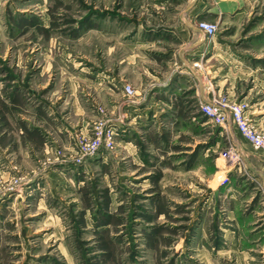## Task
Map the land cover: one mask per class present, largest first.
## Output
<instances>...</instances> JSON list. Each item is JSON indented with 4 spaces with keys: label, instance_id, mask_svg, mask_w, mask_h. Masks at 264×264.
<instances>
[{
    "label": "rangeland",
    "instance_id": "rangeland-1",
    "mask_svg": "<svg viewBox=\"0 0 264 264\" xmlns=\"http://www.w3.org/2000/svg\"><path fill=\"white\" fill-rule=\"evenodd\" d=\"M192 1L0 0V142L7 134L3 131L7 121L3 122L1 99L21 82L29 86L24 90L31 92L30 96L44 95L48 105L55 108L53 118L63 114V125L68 126L67 136L62 139L48 128L52 122L39 118L28 105L10 110L14 137L7 143L16 145L17 151L25 149L26 142L34 143L30 147L37 150L28 153L26 163L12 156L7 157L10 163H0V204L4 205L0 264H239L236 258L242 255L236 242L249 236L242 231L249 222L245 214L257 202L264 210V194H257V200L248 205L219 194V182L228 181V164H234L240 174L261 187L247 170L243 154L236 156L234 150L242 148L230 134L222 132L216 138L215 133L211 140L206 139L216 128L220 133L222 127L204 116L201 105L213 97L228 104L239 103L245 105V114L250 118V103L227 89L228 84L218 85L226 74L228 60L223 54L209 63L211 67L203 59L193 62L194 72L182 67L175 55L167 61L164 54L151 51L162 50V44L134 40L136 36L144 37L151 27H176L179 20L174 8L178 6L174 3H182L180 10ZM198 1L218 5L225 0ZM236 1L239 6L232 12L202 14L193 19V25L219 49L228 44L230 48H241V42L249 49L253 48L248 43L264 47V0ZM201 22L214 25L215 32L208 34ZM240 36L245 37L238 40ZM165 44L173 49L179 45ZM163 62H170V69ZM179 68L191 85L181 95L170 97L169 103H185L183 111L188 119L184 123L196 127L202 124L201 169L181 167L183 163H177L181 154L177 152L147 151L160 135L176 134L178 128L172 123L163 126L158 122L154 128L160 126L159 131L136 136L135 144L149 161L137 163L130 153L121 152L118 123L125 120L112 100L113 90L98 91L90 82L84 85L75 73L82 69L93 75L101 70L112 75L121 71L124 106L142 100L150 88L166 81L170 70ZM210 70H217V76ZM64 71L73 72L76 90L62 108L59 96ZM201 81L205 94L197 96ZM49 88L47 94L41 93ZM76 97L85 110L80 122L70 104ZM18 115L42 126L41 143L29 140L28 128L16 118ZM205 121L209 124L204 125ZM258 123L264 124V117ZM108 127L115 128L113 146L85 153L84 144L93 142ZM168 128L172 133L165 132ZM6 141H2L0 150L5 149ZM11 147L7 153L13 151ZM228 210L234 214H228ZM250 221L254 222L251 227L261 230L251 235L257 240L254 244H259L264 238V219L255 215ZM252 255L258 259L262 253L253 250Z\"/></svg>",
    "mask_w": 264,
    "mask_h": 264
},
{
    "label": "crops",
    "instance_id": "crops-1",
    "mask_svg": "<svg viewBox=\"0 0 264 264\" xmlns=\"http://www.w3.org/2000/svg\"><path fill=\"white\" fill-rule=\"evenodd\" d=\"M197 1L193 0L191 3L181 8L180 10L178 7L182 3H174L175 7L178 6L177 8H174L176 10L174 11V14L178 17L179 20V23H177L176 27L173 25L166 26L163 24L158 27H151L147 29L144 37L136 36L135 38H139L140 40H137L135 38L134 40L136 42L144 41L145 43L150 45H154L156 43L162 44V50L154 48L151 51L156 52V54H164L167 61H170L171 56L175 55L181 60L182 67L187 66L189 70H192L194 72L196 69L192 64L193 62L203 59L206 65H210L209 63L216 60V57L223 54V56H225V58H227L228 60L225 71L226 74L224 77L219 79V81L217 82L218 85L220 86L228 84L227 89L231 90L233 93L236 92L238 96L240 95L243 99L248 100L250 103V107L247 110V114L252 120L258 123L262 119V117H264V59H262L264 54V47H259V45L257 44L248 43L247 45L253 48L249 49V47H242L241 42L240 44H238L239 46H241V48H230V44H228L226 45L227 48L224 47L219 49V45L217 43H208L207 36H204V32L193 25V19H195L196 16L202 14L206 16H213L223 12L229 13L236 9L239 4L236 0H225L218 5H212L208 3L202 4L203 1ZM243 37L240 36L238 40L242 39ZM261 39L262 38H260L259 41L264 40ZM243 40H245V38ZM165 42H176L179 45L176 49L167 48ZM254 48L257 49V51L254 50ZM152 57L155 56L152 55ZM164 66L170 69V62H166ZM211 66L212 65H210L209 67ZM210 71H213L212 73L214 74V76H217V70ZM72 73L64 71V75L61 76L63 91L61 92L59 98L61 100L60 105L62 106V108L63 106L67 105V103H69L70 98H72L75 94L76 88L73 87L72 84L76 80L73 77L74 74ZM75 73L79 74L81 80L83 81L78 82H82L84 83V85L85 83L90 82L94 83L93 85H91L92 88L95 87L98 91H108L109 89L113 90L114 98L112 100L115 103L116 107H120V111L122 113L121 116L123 117V120H125L124 122L121 120L118 123V126L121 130V135L118 142L121 152L124 151L125 153H130L133 157L132 159H137V163L142 162L141 164H143V162L149 161L147 156H143V154H141L139 147L135 144L136 136L139 133H146L147 136L149 133L154 134V132L159 131L160 126L157 127V130H155L154 128V125H156V123L158 122H163V126L168 125L165 123H172L173 126L178 128V130H176V134L160 135L161 138L157 139L155 144H149L147 151H161L168 154L177 152L181 154V156L179 157L180 159L177 162L178 164L183 163L181 167L183 166L185 168L188 165L189 168H202V148L200 147V145L202 144V124H199L198 127H196V124L190 126L189 124L184 123L187 122L188 119L187 115L183 111L185 108V103L179 102L177 105H175L174 103H169L170 97L181 95V91H187L189 86L191 85L190 79L185 75V72L182 71V68H179L178 70H170V75H168L164 83L158 84L157 88H150V91L146 93L145 97L142 100H140V98L136 102L127 104L125 103L124 106L121 105L123 101V90L122 88H120L121 71H116L114 75L102 72V70L99 72V74L93 75L92 72H88L83 69L80 71L78 70ZM68 82L71 84L68 85ZM18 85L19 86L17 87L13 86V88L15 89L7 92L5 98L1 99L3 107V111L1 113L3 115V122L5 123L7 121L6 124L3 125V131L7 134L3 136V139L0 142L1 144L3 140L7 139V141L4 143V146H6L5 149L0 150V163L3 162V164L10 163L9 159L7 158L10 156H12L13 160L21 164L26 163L27 161H29V159H27L29 158L28 153L32 152V149L37 150L34 146V148L30 147L31 145H34V143L29 145L26 142V150L22 149L21 151H17L16 145L11 147V144L7 143L9 142L11 136L14 137V135H12L14 130L10 129L9 125V119L11 120L10 110L13 107L17 106L18 108H23V106L28 105L32 112H35V114L38 115L39 118H45L52 122V124L48 126L50 131H53V133H56L62 139L64 136H67L66 131L68 129V126L63 125L64 121L61 117V115L63 116V114H61L60 116L56 115L54 116L55 118H53L52 115L54 114L55 108L48 105V103L42 97L44 95L34 98L33 96H30L29 93L31 92L24 90L29 86L25 84L23 85V82H21V84L18 83ZM197 85L198 89L196 90V95H204V83L201 81L200 84ZM67 86L70 87L68 88ZM22 90L24 91V93L21 92ZM50 90V88L49 90L44 89L41 93L47 94V92H49ZM27 95H29V97H27ZM78 98L76 97L74 100L72 99L70 104L75 111V117L77 118L78 116L77 121L80 122L85 118V110L83 108L82 102L79 101L80 99ZM43 108H46V112ZM16 118L20 120L24 128H28L27 131L30 136L29 140L31 139L33 142L39 140L37 143H41L40 137H42L44 133L42 126H40L38 123H30L25 118H20L19 115ZM42 121L44 120H41V123H44ZM206 124L209 123L205 121L204 125ZM169 131H172L171 128H168V130H166L165 132L168 133ZM4 132H2V134H4ZM222 132H227L228 136L230 134L233 140L242 148V153L245 164L247 166V170H249L252 174H254V176H256V181L260 184L261 188L257 187V185H255L253 182H250L248 180L249 178L244 177L243 174H240L239 171L235 169L234 164H228L225 170L228 176V181L226 183L219 182V194L223 195L226 198L227 195H230L233 201L237 202L238 200L241 202H245L248 205L252 202L253 199L257 200V198H255L257 194H260V196L264 194V151L254 149L251 143L242 136V134L233 124L228 125L227 128L222 127V131L220 133L216 128L215 132L213 134L210 133L209 137L206 139L208 141L211 140L215 133H217V135H215V137L217 138V136L219 137ZM18 136L20 137L21 135L18 134ZM180 136L182 137V139L179 141H175L174 138ZM22 138L25 139L24 141H26L27 136L24 135V137L22 136ZM12 141L15 142L13 139ZM197 146L201 149H197ZM10 147L13 148V151H8L7 153V150H9ZM125 157L126 159H128V155ZM92 165L96 164L93 163ZM5 167L7 168V165ZM28 194L30 195V192H28ZM3 206V204H0V217L1 215H3ZM227 212L230 215L234 214L233 210H228ZM255 215L263 217L264 219V210L261 209L260 202L255 203L252 207V211L245 214V217L249 222L248 224L242 226V231L248 233L249 236L248 240H238L236 242L237 249L241 250L240 253L242 255V257L236 258V261L239 264H264V238L259 244H254V242L257 240L251 239L252 234L261 232L259 228V230H255L254 227H251V224H253L254 222H251L250 219L251 216ZM243 227H246L247 230H244ZM252 237H254V235ZM232 248H234V246ZM253 250H258L260 253H262V255L258 257V259H255L252 255ZM200 261L202 262V260Z\"/></svg>",
    "mask_w": 264,
    "mask_h": 264
},
{
    "label": "built area",
    "instance_id": "built-area-1",
    "mask_svg": "<svg viewBox=\"0 0 264 264\" xmlns=\"http://www.w3.org/2000/svg\"><path fill=\"white\" fill-rule=\"evenodd\" d=\"M201 28L208 34L215 32V26L207 22H201ZM126 89L131 92L128 87ZM202 112L210 122L217 126L224 128L233 124L242 134V136L251 143L254 149L264 150V124L257 123L256 121L248 118L245 114V105L234 103L228 104L223 100L213 97L211 100L202 103ZM115 136V128L108 127L100 132L93 142H88L82 147L85 153L95 151L100 146L110 148L113 146ZM236 156L243 154L242 151H236ZM231 154V153H230Z\"/></svg>",
    "mask_w": 264,
    "mask_h": 264
}]
</instances>
